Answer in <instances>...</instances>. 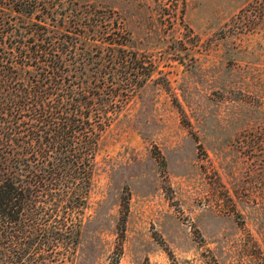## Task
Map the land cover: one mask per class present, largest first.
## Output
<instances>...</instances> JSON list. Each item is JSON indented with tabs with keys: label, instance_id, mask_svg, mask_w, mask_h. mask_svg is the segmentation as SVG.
<instances>
[{
	"label": "rangeland",
	"instance_id": "obj_1",
	"mask_svg": "<svg viewBox=\"0 0 264 264\" xmlns=\"http://www.w3.org/2000/svg\"><path fill=\"white\" fill-rule=\"evenodd\" d=\"M121 12L150 75L101 139L73 264H264V0Z\"/></svg>",
	"mask_w": 264,
	"mask_h": 264
},
{
	"label": "trees",
	"instance_id": "obj_2",
	"mask_svg": "<svg viewBox=\"0 0 264 264\" xmlns=\"http://www.w3.org/2000/svg\"><path fill=\"white\" fill-rule=\"evenodd\" d=\"M0 0V264H73L107 128L150 72L124 12Z\"/></svg>",
	"mask_w": 264,
	"mask_h": 264
}]
</instances>
